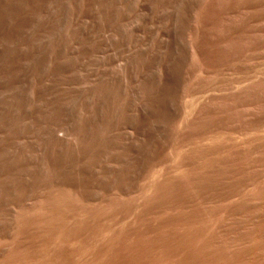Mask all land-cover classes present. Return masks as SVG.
Wrapping results in <instances>:
<instances>
[{
	"label": "rangeland",
	"instance_id": "obj_1",
	"mask_svg": "<svg viewBox=\"0 0 264 264\" xmlns=\"http://www.w3.org/2000/svg\"><path fill=\"white\" fill-rule=\"evenodd\" d=\"M0 264H264V0H0Z\"/></svg>",
	"mask_w": 264,
	"mask_h": 264
}]
</instances>
